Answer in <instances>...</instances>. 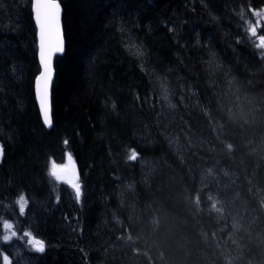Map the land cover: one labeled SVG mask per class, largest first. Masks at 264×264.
<instances>
[{
	"label": "trees",
	"instance_id": "obj_1",
	"mask_svg": "<svg viewBox=\"0 0 264 264\" xmlns=\"http://www.w3.org/2000/svg\"><path fill=\"white\" fill-rule=\"evenodd\" d=\"M59 1L67 48L48 130L35 98L32 0H0V239L7 204L27 200L23 229L10 219L24 241L9 255L19 248L38 264H263L264 0ZM67 156L79 201L51 175ZM221 168L230 176L211 189L243 197L256 222L240 231L239 251L206 182ZM28 223L43 253L28 242Z\"/></svg>",
	"mask_w": 264,
	"mask_h": 264
},
{
	"label": "rangeland",
	"instance_id": "obj_2",
	"mask_svg": "<svg viewBox=\"0 0 264 264\" xmlns=\"http://www.w3.org/2000/svg\"><path fill=\"white\" fill-rule=\"evenodd\" d=\"M163 92H164V96L166 97L168 102L175 105L174 100H173L171 93L169 91V88L166 85H164ZM179 99H180V103H184L183 100H185V99H183V100L181 98H179ZM175 121H176V119L173 120V122H175ZM168 122L170 123L169 131H172L171 129L173 128L174 124L172 123L171 119H169ZM181 122H182V120H181ZM171 133L174 134L173 132H171ZM263 142H264V140H263ZM263 142H262V149H263ZM258 150H260L259 146H258ZM54 167L60 176L59 180L67 182V183L69 180L79 183L78 176H77L76 169H75V164H74V161H73L71 156H67L63 163H61V162L56 163L55 162L53 164V168ZM53 168H52V170H53ZM225 176H230V174L228 173V171L226 169L221 168L220 171L212 170L210 173L207 174L206 182H207V186L210 188V194L209 195H210V198L212 200L213 208H215L218 212H220L221 214L226 216L229 220V226H228L229 238H228V241H231L233 243V246L235 247V249L237 251H239L242 249V247H243L242 244L245 241V239H243V234L245 232L244 233L242 232V234H240V231L244 228L247 230V233H249L250 230L255 229L256 222H254V217L251 216L252 213H250L247 210V205L245 204L243 197L237 195L236 196L237 199L234 198V199L223 200L219 194L216 195L214 193V190L211 189L212 186H214L216 183H218V181H220V180L222 181V179H224ZM21 202H23L24 205L26 206V201H24V200L21 201L20 199H17L16 203L14 204V207L13 206H8V207L6 206V208L10 213H12L13 215H16V213H18V212L15 208L16 207L20 208ZM25 209H26V207H25ZM16 224L22 226L21 224H23V222H18ZM246 226H248V227L246 228ZM7 236H9L10 239L8 241H4L2 238V240L0 242V247H5L8 250L14 243L9 244V241H11L13 239V236L12 235H7ZM241 236H242V238H240ZM23 241L24 240H18V242L21 245H22ZM32 247H34L33 244H32ZM5 248H4L3 254L8 255L10 261H16L17 264H38L36 262L34 256L31 254V252H25L22 249H20L21 255L13 257V256L8 254L9 252L6 251ZM15 250H16V252L19 253L18 248H16ZM26 254H31V255H26ZM25 256H26V258H25ZM262 256H264V253H262ZM263 264H264V260H263Z\"/></svg>",
	"mask_w": 264,
	"mask_h": 264
},
{
	"label": "snow or ice",
	"instance_id": "obj_3",
	"mask_svg": "<svg viewBox=\"0 0 264 264\" xmlns=\"http://www.w3.org/2000/svg\"><path fill=\"white\" fill-rule=\"evenodd\" d=\"M61 20H62V9L61 5L56 2V0H43V12L41 13L40 19V52L39 60L43 65V72L39 75V78L36 80V84L39 86L43 82V89L37 88L39 94V109L42 113L43 124L49 128L53 126V119L51 116V109L48 98L49 83L52 79V62L53 56L57 53H63L64 44L61 37ZM252 36H256L257 31L255 28L250 29ZM258 47L264 48V37H261ZM115 107V105H113ZM68 141L65 140L64 144H67ZM4 157V146L0 144V162H2ZM129 160H136L137 153L132 151L128 156ZM51 175L56 177L57 180L60 179L59 174L53 168ZM71 185V188L74 190L75 199L79 201L82 196L81 185L78 182L68 181ZM23 201V197L21 198ZM20 213H24L25 206L24 203H20L19 208ZM5 228H10L11 225L8 223L4 224ZM15 235V233H13ZM9 236H3L4 241H8ZM34 250L40 253L45 251V244L42 240H34ZM3 260L5 264L8 262V257L4 256Z\"/></svg>",
	"mask_w": 264,
	"mask_h": 264
},
{
	"label": "water",
	"instance_id": "obj_4",
	"mask_svg": "<svg viewBox=\"0 0 264 264\" xmlns=\"http://www.w3.org/2000/svg\"><path fill=\"white\" fill-rule=\"evenodd\" d=\"M56 2H58L61 5V9H62V20H61V37L63 40V44H64V51L63 53H57L53 56V62H52V79L49 83V90H48V98H49V104H50V109H51V116L53 114V84L56 78V68H55V64H56V59L60 56L65 55L66 53V48H67V44H66V37H65V31H64V25H63V7L62 4L56 0ZM33 10H34V18H35V22L38 28V39H39V52H40V19H41V13L43 12V0H33ZM40 62V60H39ZM41 66V73L43 72V65L40 63ZM40 73V74H41ZM39 74V75H40ZM39 78V76L36 78V80ZM40 88L41 90L43 89V82L40 83V85L38 86L36 84L35 81V92H36V98H37V102H38V106H39V94L37 91V88ZM41 113V112H40ZM42 116V113H41Z\"/></svg>",
	"mask_w": 264,
	"mask_h": 264
},
{
	"label": "bare ground",
	"instance_id": "obj_5",
	"mask_svg": "<svg viewBox=\"0 0 264 264\" xmlns=\"http://www.w3.org/2000/svg\"><path fill=\"white\" fill-rule=\"evenodd\" d=\"M57 1H59V0H57ZM60 2V1H59ZM39 109V108H38ZM39 111H40V109H39ZM53 127V126H52ZM49 129H51V128H49ZM26 207V206H25ZM18 213H16L17 215L16 216H13V215H11V214H9V212H8V216H10L11 218L10 219H13L14 221H15V223H18V222H21V220L23 219V216L19 213L20 211L18 210L17 211ZM24 213H25V211H24ZM23 213V214H24ZM10 219H9V221H10ZM9 221H4L3 222V224H5V223H10ZM24 227V226H23ZM15 243H17V244H19V245H21L19 242H18V240L15 242ZM23 244V243H22ZM32 247V246H31ZM32 248H34V247H32ZM3 248H1L0 249V251L2 250ZM19 249V248H18ZM8 251V250H7ZM6 252V251H5ZM9 252V251H8ZM9 254V253H8ZM21 255V253H20V249H19V253L18 252H16V256H20ZM26 255H31V254H26ZM7 257H8V260L10 261V259H9V256L8 255H6ZM25 258H26V256H25Z\"/></svg>",
	"mask_w": 264,
	"mask_h": 264
}]
</instances>
